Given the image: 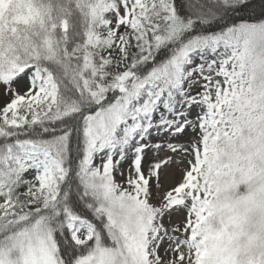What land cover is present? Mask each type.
<instances>
[{"label":"snow or ice","instance_id":"6c2138e0","mask_svg":"<svg viewBox=\"0 0 264 264\" xmlns=\"http://www.w3.org/2000/svg\"><path fill=\"white\" fill-rule=\"evenodd\" d=\"M0 264H264V0H0Z\"/></svg>","mask_w":264,"mask_h":264}]
</instances>
